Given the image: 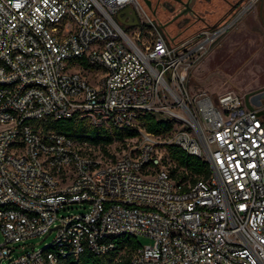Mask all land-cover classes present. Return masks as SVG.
<instances>
[{
  "label": "built area",
  "instance_id": "1",
  "mask_svg": "<svg viewBox=\"0 0 264 264\" xmlns=\"http://www.w3.org/2000/svg\"><path fill=\"white\" fill-rule=\"evenodd\" d=\"M126 4L134 24L115 17ZM243 7L173 43L142 0H0V264L104 252L118 234L149 238L132 249L131 264H264L260 105L185 85L194 52ZM145 111L170 128L145 129L136 119ZM70 115L136 133L105 157L32 122ZM167 143L203 156L207 174L176 182ZM51 231L39 247L24 242Z\"/></svg>",
  "mask_w": 264,
  "mask_h": 264
},
{
  "label": "rangeland",
  "instance_id": "2",
  "mask_svg": "<svg viewBox=\"0 0 264 264\" xmlns=\"http://www.w3.org/2000/svg\"><path fill=\"white\" fill-rule=\"evenodd\" d=\"M163 1V9H158L156 13H152L150 7L142 0L151 19L165 36L171 38L173 43L191 36L200 29L212 30L222 22L230 19L241 5H245L239 16L231 24L219 30L211 40L205 41V48L201 53L194 52L196 57L186 70L185 85L189 93L203 90L213 96L223 90H233L237 93H243L245 91L264 89V31L255 24L254 18L251 24L247 19L249 18L247 16L249 9L256 8L259 4L261 5L264 3V0H239L229 10L227 6L232 0H194V7L207 8L200 20L195 19V17L187 13L178 12L174 14L177 2L174 0ZM262 17L264 18L263 15ZM166 18H173L174 20L168 25L160 23L166 20ZM245 31L253 33L252 37L245 34ZM201 34L197 35L198 39H192L190 43L199 40ZM245 40L248 42L253 41L255 46L261 48L260 56L262 59L260 63L262 64V68L259 71L253 70L251 72L248 70L239 74L235 70L234 77V70L230 68V49L235 47L239 52V48H243ZM83 73L87 75L88 79L94 78L86 71H83ZM106 146L110 152L119 151L122 148V144L118 141H111ZM92 150L98 152L97 147H93ZM51 237L52 231L47 234L28 236L24 242L28 243L27 246L33 244L34 247H39L49 241ZM1 238L0 232V240ZM135 238L139 242H147L149 240L148 237L142 234H137Z\"/></svg>",
  "mask_w": 264,
  "mask_h": 264
},
{
  "label": "trees",
  "instance_id": "3",
  "mask_svg": "<svg viewBox=\"0 0 264 264\" xmlns=\"http://www.w3.org/2000/svg\"><path fill=\"white\" fill-rule=\"evenodd\" d=\"M137 121L147 130L162 133L168 130L172 124L170 119L152 112H140L136 117ZM34 126L41 129L51 128L64 133L67 136L85 140L89 151L97 147L102 156H113L114 152L107 149L111 141H118L122 147L130 141L136 130L134 128H121L106 125H90L82 117L70 115L66 117L45 116L34 119ZM168 156V174L176 182L185 183L202 177L208 172V163L201 155L188 153L175 144H166ZM111 238L115 245L104 252H93L83 248L76 255L66 253L56 264H131L130 253L137 245L138 240L134 235L118 234Z\"/></svg>",
  "mask_w": 264,
  "mask_h": 264
},
{
  "label": "crops",
  "instance_id": "4",
  "mask_svg": "<svg viewBox=\"0 0 264 264\" xmlns=\"http://www.w3.org/2000/svg\"><path fill=\"white\" fill-rule=\"evenodd\" d=\"M262 15L264 16V3H262L261 5L259 4L256 8L254 7L252 9H249V13L247 15L249 18L247 19L251 24L252 23L251 21L254 18L255 24L258 25L264 31V18L262 17ZM245 34H247L250 37H252L253 35V33L248 31H245ZM239 49L240 50L238 52V50H236L235 47H233V49H230V53H229V61L231 64L230 68L234 70L233 73L234 77L236 71H237L236 73L239 74L246 72L248 70H250L251 72H253V70L259 71L262 68V64L260 63L262 59L260 56L261 48L255 46L253 41H249V42L246 41L244 43L243 48L242 49L239 48ZM237 65L238 67L236 68ZM250 93L254 94L252 93V91H250Z\"/></svg>",
  "mask_w": 264,
  "mask_h": 264
},
{
  "label": "flooded vegetation",
  "instance_id": "5",
  "mask_svg": "<svg viewBox=\"0 0 264 264\" xmlns=\"http://www.w3.org/2000/svg\"><path fill=\"white\" fill-rule=\"evenodd\" d=\"M151 9L152 13H156L158 9H163L164 7V1L163 0H143ZM175 2H177V6L175 7L176 10L174 12V14L176 13H187L193 17H195V19H201L203 17V13L204 11L207 10V8L205 7H202V8H196L193 6V3H194V0H174ZM236 1H239V0H232L228 6H227V9H231L235 4H236ZM172 11H174L172 9ZM172 14V15H174ZM194 19V20H195ZM173 18L172 19H169V18H166V20L160 22V23H164V25H168L170 23L173 22ZM264 89H256V90H253L252 93L256 94L254 95V98H261V97H264V94H260L259 92L262 91ZM264 107V105H263Z\"/></svg>",
  "mask_w": 264,
  "mask_h": 264
},
{
  "label": "water",
  "instance_id": "6",
  "mask_svg": "<svg viewBox=\"0 0 264 264\" xmlns=\"http://www.w3.org/2000/svg\"><path fill=\"white\" fill-rule=\"evenodd\" d=\"M127 15V18L124 19L123 16ZM115 17L122 23H130L134 24L136 23V16L135 13L132 9V7L128 4L122 6L116 13ZM260 94H264V90L259 92ZM254 95L256 94H251L250 91H245L242 93L243 97V102L247 107H252L253 104L255 105H260L259 108H257L256 112L258 114L262 115V119L264 121V97L261 98H254ZM54 227V226H50Z\"/></svg>",
  "mask_w": 264,
  "mask_h": 264
}]
</instances>
